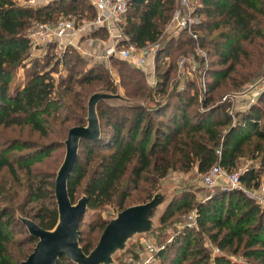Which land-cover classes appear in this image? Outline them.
<instances>
[{"label":"trees","instance_id":"obj_1","mask_svg":"<svg viewBox=\"0 0 264 264\" xmlns=\"http://www.w3.org/2000/svg\"><path fill=\"white\" fill-rule=\"evenodd\" d=\"M15 1L0 0V264H19L31 251L23 246L35 243L15 213L44 229L56 221L55 174L40 169L39 163L55 147L64 149L70 127L84 124L86 98L94 90L88 87L116 92L104 63L85 65L72 45L56 55L52 53L55 43L45 46L41 59L31 60L21 85L15 83L16 69L26 65L23 60L31 47L26 33L33 23L73 17L86 21L94 16L89 0H49L36 7ZM191 5L188 13L197 23L166 35L178 0H127V10L116 24L125 39L117 46L143 49L158 44L153 58L157 79L149 85L142 70L109 57L124 96L135 102L97 103L100 136L79 142L67 178L71 202L81 192L86 209L114 205L121 210L148 200L169 171L195 169L201 174L217 164L231 172L244 157L255 160L257 166L240 172L239 183L248 190L258 186L264 176V89L252 104L239 110L219 98L227 90L239 89L264 62V0H191ZM87 36L108 41L104 27L91 28ZM181 56L191 57L196 67L178 89L170 76L175 75ZM164 58L168 59L165 65ZM59 64L63 72L54 83V96H36L34 83ZM28 134L50 140L40 144ZM190 210L193 225L182 223L166 241L165 227ZM82 218L77 230L86 253L106 221L97 218L89 223L84 235ZM152 233L166 241L155 254L156 264H264V209L241 190L216 188L199 199L195 190L181 187L158 218L156 230L146 236ZM15 234H22V244L13 254ZM203 237L218 253H209ZM130 253L127 263L136 264L137 250ZM56 264L73 263L60 256Z\"/></svg>","mask_w":264,"mask_h":264},{"label":"water","instance_id":"obj_2","mask_svg":"<svg viewBox=\"0 0 264 264\" xmlns=\"http://www.w3.org/2000/svg\"><path fill=\"white\" fill-rule=\"evenodd\" d=\"M99 101L110 106L135 102L118 90L115 93L98 90L87 97L84 124L70 127L63 140L64 153L53 180L56 207L54 225L44 229L29 218L15 215L27 234L35 239L31 251L19 264H56L60 256L73 264H116L115 255L124 252L137 236H145L158 227V218L172 198L174 187L169 190L158 189L148 200L117 210L106 221L95 244L86 253L79 245L77 224L87 208V202L83 194L71 202L67 192V178L75 162L79 142L85 139L97 140L100 136L96 113Z\"/></svg>","mask_w":264,"mask_h":264},{"label":"built area","instance_id":"obj_3","mask_svg":"<svg viewBox=\"0 0 264 264\" xmlns=\"http://www.w3.org/2000/svg\"><path fill=\"white\" fill-rule=\"evenodd\" d=\"M49 0H24L23 4L27 6H39L48 3ZM94 8V16L91 20L82 21L79 25H74L73 20L68 18H59L54 22H39L33 23L26 35L31 44H39L40 47H45L47 44L55 43L57 47L64 49L67 45H72L76 49L83 47L80 50L82 55H87L91 59L105 63L109 57L120 58L127 63L142 70L145 75H149L148 69L152 67L153 58L159 48L158 44L149 45L143 49H136L132 45L117 46V42L125 39L119 32L117 25L127 10V0H89ZM188 3L191 0H178L179 7L173 13L167 30L170 34L185 29L189 24L197 23L195 16H190L188 11ZM94 27H104L107 32L108 41L98 52H93L95 49L86 44V38H89L88 32ZM114 34L112 37L111 35ZM81 45V47H80ZM149 66V67H147ZM184 61H180L177 66L179 78H185L187 69L184 68ZM151 84V83H150ZM152 82L151 85H153ZM264 89V67L257 79L248 83L243 89L237 93L229 95L235 101L239 100L245 106L252 104L260 92ZM255 91V92H252ZM239 170L231 172L226 171L217 164L210 166L203 173L200 174V183L206 189L220 188L241 190L249 198H251L257 205L264 209V183H259L254 189L249 192L239 183ZM224 184V185H223ZM212 192V191H211ZM194 211L189 215V221L185 223L186 226L193 225ZM141 237L138 242L142 241ZM161 247L155 248L150 243L144 244V255L139 259L138 264H153L155 261V254Z\"/></svg>","mask_w":264,"mask_h":264},{"label":"rangeland","instance_id":"obj_4","mask_svg":"<svg viewBox=\"0 0 264 264\" xmlns=\"http://www.w3.org/2000/svg\"><path fill=\"white\" fill-rule=\"evenodd\" d=\"M15 2L18 5L27 6L26 4H23L24 0H16ZM188 4H190V5H188V7L190 8L192 5H191V3H188ZM31 7H36V6H31ZM68 19L73 20L74 25H79L82 21H85L84 19H81L80 21H77V20L74 19V17L73 18H68ZM166 35H170V32L168 30L166 31ZM111 36L113 37L114 34H112ZM98 44L99 43L94 45V46H96V47H94L95 50L93 51L95 53L98 52V50H96V49H98V47H97ZM103 45L104 44L101 42L99 44V49H101L103 47ZM80 47H81V45H80ZM45 48L46 47H40L39 48V44L38 45L31 44V47H30V50H29V54L23 60V64H26L25 67L24 68L19 67V68L16 69V72H15V75H14V78H13L15 83L17 82L18 85H21V83L23 82L24 69H26V68H28L30 66L31 60H33V59H41L43 57V54L46 51ZM79 49L82 50V51L84 50L83 47H81ZM79 49L77 48V51L81 55L82 59L85 60V65L88 66L92 62L96 61V60L91 59V57H89L87 55H82V53L80 52ZM61 50H62L61 47H57L55 45L54 49L52 50V53H56V55H58V53ZM48 51L50 53L51 50H48ZM185 60H186V62H185L186 65H185L184 68L187 69V75H186L185 78H181L180 79L179 75H178V71H177V66H178V63L180 61H185ZM50 61H52V59ZM162 61L164 62L163 65H165L166 62L168 61V59L164 58ZM104 64L109 69V71L111 73V77L113 79V82L115 83L116 90H118V91L123 93L122 88L118 84L119 78L117 76L115 66H113L111 63L109 64L108 61L105 62ZM83 66H84V64H83ZM153 66H154V63L152 64V67L149 69V75L145 76L146 77V81H147V83L149 85H151L152 82H156V79H157ZM195 67H196V64H195V62H193L191 60V57H189V56H184V57L181 56L177 60V63H176L175 75L171 74V76H170L171 84L174 85L173 88L176 87V88L180 89L184 85V81L187 80V78H189L190 76H193L194 73L192 71L195 70ZM263 67H264V62L262 64V66L260 67L259 71L256 73V75H254L248 81H246L243 85H241L239 89H237V90L236 89L235 90L231 89V90H227L226 92L221 93L219 101H225V100L227 101V100H229L231 105L233 104V107L235 109H238V110L246 108L247 106H245V104H242V102H240L239 100L235 101L234 99L228 98V97L232 93H237L239 90L243 89L248 83L255 81L257 79L258 74H260V72H261ZM62 72H63V69H62V67H60V64H59L58 67H56L55 71L49 73V75H44L42 80L37 81L36 83H34L33 86H34V92H35L36 96H39V93H41V95H43V94L47 95L49 93L52 94L53 86H54L55 81L57 80L58 73L61 74ZM92 89H94L93 92L94 91H98V90H102V89H99V87L97 85H91L90 87H88V90H92ZM54 91H55V89H54ZM252 92H255V91H252ZM224 93H226V94H224ZM52 96H54V93L52 94ZM230 107H232V106H230ZM27 136L30 139H32L33 141H36L37 143H40V144H44L45 142L50 140V139L38 138L36 134H28ZM25 137H26V135H25ZM57 143L58 144H56V145H59V142H57ZM63 153H64V149H63L62 146L55 147L49 153V155L46 158H44L41 163H39V168L42 169V170H46L48 173L55 174V172H56V170H57V168H58V166H59V164H60V162L62 160ZM251 165L257 166V162H255V160H252V159H249L247 157H244V158H242V159H240L238 161V165H237V167L234 170H239V171L242 172L245 168L250 167ZM2 179H4V178L2 177ZM259 179H260L259 183L260 182L264 183V176L262 174H261ZM240 186H242V185L240 184ZM170 187H174L173 188V190H174L173 192L174 193L177 190H179L181 187L182 188H190L192 190H195V196L197 198L201 197L202 199H205L209 194H211L212 192H214L216 190V188L212 189V190L204 188L201 185V183H200V174L196 173L195 169H190L188 172H181V171H177V170L169 171L166 174V176H164L162 179L159 180L158 189H160V190H169V189H171ZM218 189H220V188L218 187ZM224 190H230V189L228 188V189H224ZM247 191L252 192L250 190H247ZM174 193H173V195H174ZM80 195H82V193L81 192H77L74 195V198H73L72 201L75 202L79 198ZM117 210L118 209L114 205H106V206H102V207L95 208V209H86L84 214H83L82 222L80 224V231H82V233L84 235L87 234L89 223H93L94 221L97 220V218H100L101 220L107 221L109 218L114 216V214H115V212ZM192 212H193V210H190L189 212H187V214L179 215L177 220L174 221V223H172L171 225H168V226L165 227L164 233H165V237H167L165 239L166 241H169L170 237L173 235L174 229H179L182 226V223L189 221L188 217H189V215ZM15 214H17V213H15ZM94 233H92L91 235H93ZM141 237H143V239H142L143 242L137 243V245L136 244H132V243H136V241H138ZM163 238L164 237H160V236L157 237L156 234H153V235H151L149 237H147L146 235L145 236H139V237L137 236L135 238L134 242H130L128 244V247L125 249L124 252L114 256L116 264H128L127 261L130 260L129 256L131 255L130 252L132 250H137L138 255H139V259H140L144 255V249L143 248H144V244L147 243V242L152 244L155 248L161 247L159 249V250H161L163 248V246H164V243L166 242V241L162 242ZM13 239H14L15 243L13 245L12 252H13V254H16L17 253L16 247H18L19 245L22 244L21 243L22 242V240H21L22 239V234H15ZM158 239H160V240H158ZM203 239H204L203 240L204 246L208 249V251H209V253L211 255H214V254L218 253V249L216 247H214L210 242H208L205 237H203ZM156 241H158V243H156ZM140 245L142 246L141 249H140ZM33 246H34V242L33 243L31 242L30 244L25 245V247L23 246V248L31 250V248ZM128 250L130 252H128ZM230 257L232 259L238 260V258H235V257H232V256H230ZM21 260H23V259H21ZM238 261H240V260H238ZM138 262H139V260H138ZM138 262L136 264H138ZM157 262H158V259H157L156 255H155V261H154L153 264H156Z\"/></svg>","mask_w":264,"mask_h":264},{"label":"crops","instance_id":"obj_5","mask_svg":"<svg viewBox=\"0 0 264 264\" xmlns=\"http://www.w3.org/2000/svg\"><path fill=\"white\" fill-rule=\"evenodd\" d=\"M85 40L87 41L86 44L89 45V46H91V48H93V49H95L94 47H96V46H94V45H96L97 43L100 44L102 42L103 44H106V42H103L102 40H100V39H98L96 37H89V38H86ZM99 44L97 46L98 49H99ZM147 67H149V66H147ZM148 72H149V69H148ZM199 199H202V198L199 197Z\"/></svg>","mask_w":264,"mask_h":264}]
</instances>
